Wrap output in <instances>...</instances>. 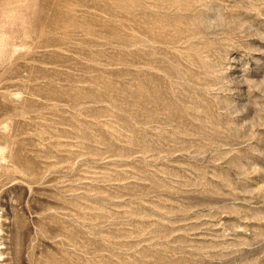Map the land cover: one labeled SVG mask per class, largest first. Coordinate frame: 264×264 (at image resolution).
Here are the masks:
<instances>
[{
  "label": "rangeland",
  "instance_id": "374dc122",
  "mask_svg": "<svg viewBox=\"0 0 264 264\" xmlns=\"http://www.w3.org/2000/svg\"><path fill=\"white\" fill-rule=\"evenodd\" d=\"M0 264H264V0H0Z\"/></svg>",
  "mask_w": 264,
  "mask_h": 264
}]
</instances>
